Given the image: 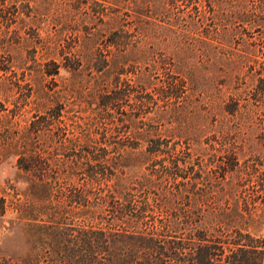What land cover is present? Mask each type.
<instances>
[{
	"label": "trees",
	"instance_id": "1",
	"mask_svg": "<svg viewBox=\"0 0 264 264\" xmlns=\"http://www.w3.org/2000/svg\"><path fill=\"white\" fill-rule=\"evenodd\" d=\"M28 27L33 64L0 86L72 79L44 109L0 100L25 183L0 189L25 243L0 264H264V0H0L7 53Z\"/></svg>",
	"mask_w": 264,
	"mask_h": 264
},
{
	"label": "rangeland",
	"instance_id": "2",
	"mask_svg": "<svg viewBox=\"0 0 264 264\" xmlns=\"http://www.w3.org/2000/svg\"><path fill=\"white\" fill-rule=\"evenodd\" d=\"M14 25V24H13ZM21 33L27 37V40L23 42H16L15 39L13 42V46L10 49V53H7V50L4 48V43L0 39V66H4L7 64V59L11 60L12 64H26L30 65L33 64V54L35 53L33 50V33L31 28H24L21 30ZM43 60H46L43 58ZM23 63V64H22ZM32 66V65H31ZM20 68L18 70L17 76H20ZM32 73L31 84L32 88L29 89L27 85L17 86L14 83H10L15 76H11V78H7V82L5 85L0 86V100L5 102L6 105L9 107L13 106L12 100L16 98V96H25L28 95V100L31 101H42L43 104L39 106L40 109H44L47 106H52L58 101H62L64 98L61 96L62 94L65 95L63 90V86L65 83L69 82L72 77L71 73L64 70L63 68L59 69V73H52V74H40L36 73L34 70ZM6 73L0 71V80L3 77H6ZM128 79L131 77V74L123 73L121 78ZM126 77V78H125ZM20 78H23L20 76ZM78 78L82 79L85 82L84 85V92H88L94 83V79L92 75L86 74L78 76ZM153 80L157 81L158 78H154ZM9 81V82H8ZM27 81L26 79H20V82L24 83ZM208 93V100H212L214 98V94L218 91V87L212 84H207L205 87ZM228 93V92H227ZM34 103H29L26 105L28 109L33 107ZM114 114L116 115V119H122L123 124H127L128 114L133 111V102H132V93L129 99H125L122 101L121 106L119 109H116L114 106ZM35 108L29 111L30 115ZM220 117V116H219ZM148 120L147 115L143 117ZM212 120V118H211ZM118 125H120V120H116ZM130 127H123L122 130L117 133L118 136L122 138H127V135H130L131 130ZM25 183L20 180V178L16 175V166H15V158L12 155H8L3 157L0 160V189L10 191V188L14 187V190L18 191V195H21L20 192L23 191ZM25 247L24 237L22 233V224L17 221L15 218V211L10 209L0 224V253L1 254H12V253H21Z\"/></svg>",
	"mask_w": 264,
	"mask_h": 264
}]
</instances>
